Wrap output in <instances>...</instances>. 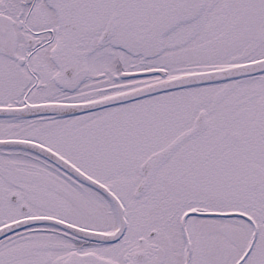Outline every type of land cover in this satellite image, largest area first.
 Here are the masks:
<instances>
[{"label": "snow or ice", "instance_id": "6c2138e0", "mask_svg": "<svg viewBox=\"0 0 264 264\" xmlns=\"http://www.w3.org/2000/svg\"><path fill=\"white\" fill-rule=\"evenodd\" d=\"M0 264H264V0H0Z\"/></svg>", "mask_w": 264, "mask_h": 264}]
</instances>
